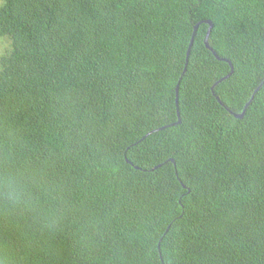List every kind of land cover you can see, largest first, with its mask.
I'll use <instances>...</instances> for the list:
<instances>
[{"label":"trees","instance_id":"1","mask_svg":"<svg viewBox=\"0 0 264 264\" xmlns=\"http://www.w3.org/2000/svg\"><path fill=\"white\" fill-rule=\"evenodd\" d=\"M0 39V264H264V0H0Z\"/></svg>","mask_w":264,"mask_h":264},{"label":"water","instance_id":"2","mask_svg":"<svg viewBox=\"0 0 264 264\" xmlns=\"http://www.w3.org/2000/svg\"><path fill=\"white\" fill-rule=\"evenodd\" d=\"M201 23H205V24H207L208 26H209V29H208V31H207V34H206V37H205V40H204V44H205V47L208 49V50H210L212 53H213V55L218 59V60H221V61H224V62H226V63H228L229 65H230V68H231V72H230V74L229 75H227L226 77H224L223 79H221V80H219L212 88H211V91H212V93H213V88L217 85V84H219L220 82H222L223 80H225V79H227L230 75H231V73H232V65L230 64V62L228 61V60H225V59H219L218 58V56L212 51V49L209 47V44H208V38H209V35H210V32H211V29H212V27H213V24L210 22V21H203V22H201ZM196 29H197V26H195L194 27V32H193V35H192V38H191V40H190V43H189V47H188V50H187V55H186V61H187V59H188V56H189V53H190V48H191V46H192V41H193V37H194V35H195V32H196ZM258 90V89H257ZM256 90V91H257ZM255 91V92H256ZM176 95H175V105H176V109H177V117L179 118V111H178V85H177V87H176ZM253 98V97H252ZM252 98H251V100H252ZM250 103V102H249ZM248 103V104H249ZM248 104L245 106V108H244V110H243V112L241 113V114H239V115H237V114H233V116L235 117V118H238V119H241V118H243V116H244V114H245V110H246V107L248 106ZM180 123V120H178V122H177V124H179Z\"/></svg>","mask_w":264,"mask_h":264},{"label":"rangeland","instance_id":"3","mask_svg":"<svg viewBox=\"0 0 264 264\" xmlns=\"http://www.w3.org/2000/svg\"><path fill=\"white\" fill-rule=\"evenodd\" d=\"M6 47H7L6 41L0 39V54L3 52V50H5Z\"/></svg>","mask_w":264,"mask_h":264}]
</instances>
